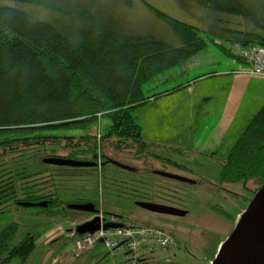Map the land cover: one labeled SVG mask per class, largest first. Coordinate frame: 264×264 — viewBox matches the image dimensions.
<instances>
[{
  "label": "trees",
  "instance_id": "obj_1",
  "mask_svg": "<svg viewBox=\"0 0 264 264\" xmlns=\"http://www.w3.org/2000/svg\"><path fill=\"white\" fill-rule=\"evenodd\" d=\"M17 1L43 15L0 5V212L13 206L16 210L34 208L44 215L66 216L68 204L59 197L58 186L70 175L63 172L81 168H96L98 186L116 199L134 203L183 200L185 193L162 174L161 168L163 164L185 166L157 153L164 148L152 149L144 141L132 109L189 85L181 84L150 97L141 90L143 83L206 49L205 32L156 11L178 41L171 44L102 28L94 13L78 11L83 6L93 9L95 0ZM118 1L131 5V0ZM188 1L237 19V27L228 29L225 35L232 49L209 38L228 57L246 65L237 50L264 46V0ZM101 117L109 124L99 136L90 135L86 130ZM69 129L83 133H61ZM105 144L137 159L140 166L134 171L118 168L104 155ZM50 157L95 165H56L53 171L44 173L28 169L31 160L44 163L43 159ZM109 163L113 164L110 170ZM220 165V183L245 186L252 181V197L264 183V104ZM99 201L103 213L142 225L121 213L106 211L103 195ZM20 202L46 205L23 207ZM17 230L15 223L0 230V264H10L13 259L24 263L34 250L36 235L26 233L22 240L15 241Z\"/></svg>",
  "mask_w": 264,
  "mask_h": 264
},
{
  "label": "rangeland",
  "instance_id": "obj_2",
  "mask_svg": "<svg viewBox=\"0 0 264 264\" xmlns=\"http://www.w3.org/2000/svg\"><path fill=\"white\" fill-rule=\"evenodd\" d=\"M93 3V9L83 6L78 11L94 13L98 23L103 25L102 28L107 29L104 27L106 26L114 32L150 36L177 44L178 41L156 11L205 32L202 36L207 44L206 49L188 59L187 63L169 68L143 83L141 90L146 97L195 82L198 75L210 72L214 67L217 70V64L232 62V67L237 71L229 75L224 72L222 74L225 75L220 77L203 78L195 84L193 82L194 85L191 84L192 87L188 90L186 86L132 109L144 141L151 144L152 149L153 146L164 148L157 150V153L185 166L163 164L161 168L163 173L191 181L169 179L185 193L183 200H175L173 203L155 200L157 203L185 210L183 215L150 212L139 208L131 200L110 196L107 189L103 191L98 186L96 168L65 171L63 173L70 175L58 186V195L64 203L90 202L97 210L103 195L106 211L121 213L127 219L144 223L143 225L158 226L173 236L175 245L152 250L142 249L134 261H131L123 252H112L104 245L103 239L99 238L93 247L76 257L73 255V241L82 235L78 226L87 224L99 212L92 214L69 209L66 216L44 215L34 208L16 210L13 206H8L5 211L0 212V230L15 223L18 228L15 241L22 240L26 233L36 235L34 250L27 261L22 263L19 259H13L10 264H211L252 199V181H248L245 186L241 183H220L219 171L220 161L264 104V78L242 72L246 67L244 63L228 57L209 40L212 38L220 41L223 47L232 49L225 35L229 33L228 29L237 27V19L227 14L210 11L188 0H131L130 6L118 0H95ZM0 5L33 10L38 16L43 15L35 7L17 0H0ZM66 9H70V5L66 4ZM79 12L76 10V13ZM228 102V108L233 110L228 112L234 118L232 121L227 120L223 113V107ZM242 107L244 111L237 110ZM197 120L201 121L202 126L194 125ZM188 121H193V126L188 128ZM108 124L109 121L101 117L86 131L90 135H99ZM185 126V132H180ZM61 133L81 134L83 131L69 129ZM170 136L174 138L171 139ZM194 136L203 147H216L213 154L216 159L207 157L211 153L209 151L187 150L194 146ZM187 140L190 141V146L185 144ZM103 153L110 161L130 167L132 171L140 166L137 159H132L127 153H117L107 145ZM111 163L107 165L109 170L114 164ZM29 165L28 169L32 172L43 173L53 171L56 166L40 163L36 159L31 160ZM103 216L100 221L105 225L109 224L111 214L106 212Z\"/></svg>",
  "mask_w": 264,
  "mask_h": 264
},
{
  "label": "water",
  "instance_id": "obj_3",
  "mask_svg": "<svg viewBox=\"0 0 264 264\" xmlns=\"http://www.w3.org/2000/svg\"><path fill=\"white\" fill-rule=\"evenodd\" d=\"M43 162L51 165L69 166V167H93L95 163L85 161H74L63 158H45ZM112 163L118 165L123 169H131L130 167L124 166L120 163ZM164 176L171 179L180 181L191 182L185 178L170 175L168 173H162ZM23 207H42L44 203H22ZM135 205L144 210L169 214V215H183L186 213L185 210L178 209L166 204H160L155 202H144L136 201ZM69 209L82 210L89 213H96V210L90 202H78L69 204ZM100 227L99 216H93V218L87 223L78 226V229L84 233L88 231L93 233ZM115 227L111 222L109 224L103 223V228ZM264 251V183L253 195L252 199L245 211L238 219L233 231L228 238L220 246L217 255L211 262V264H257L259 258Z\"/></svg>",
  "mask_w": 264,
  "mask_h": 264
},
{
  "label": "built area",
  "instance_id": "obj_4",
  "mask_svg": "<svg viewBox=\"0 0 264 264\" xmlns=\"http://www.w3.org/2000/svg\"><path fill=\"white\" fill-rule=\"evenodd\" d=\"M238 54L246 63L244 73L264 78V46L251 45L239 48ZM103 218L102 211L98 214ZM111 223L115 227H100L93 233L79 236L73 241V255L80 256L87 249L94 246L97 239L102 238L104 245L114 253H124L126 258L134 261L140 250H152L154 248H166L175 245V240L162 232L158 227L151 225H137L130 222L120 221L117 217H111Z\"/></svg>",
  "mask_w": 264,
  "mask_h": 264
},
{
  "label": "crops",
  "instance_id": "obj_5",
  "mask_svg": "<svg viewBox=\"0 0 264 264\" xmlns=\"http://www.w3.org/2000/svg\"><path fill=\"white\" fill-rule=\"evenodd\" d=\"M192 58V57H191ZM187 63V62H186ZM233 64L234 63H232V62H229V63H224V64H217V70L215 69V67L210 71V72H206V73H203V74H201V75H198L197 77H199L195 82H194V84L195 83H197V82H199V81H201V79H206V78H213V77H220V76H222V75H229V74H233V72L234 71H237V70H235L232 66H233ZM224 72H227V73H225V74H222V73H224ZM204 74H211V75H208V76H202V75H204ZM202 76V77H201ZM196 77V78H197ZM189 82V81H188ZM192 82V83H193ZM192 83H190L189 85H187V88H186V90H188L190 87H192V85H194V84H192ZM192 84V85H191ZM183 85V84H182ZM191 85V86H190ZM189 86V87H188ZM183 89V88H182ZM229 103L230 102H228V104L225 106V107H223V113H224V117L227 119V120H230V121H232L234 118L232 117V114H230V113H228V112H230V111H233V110H230L229 108H228V106H229ZM194 107V106H193ZM237 110H245L243 107L242 108H240V109H237ZM219 113V112H218ZM235 118H237V117H235ZM215 121V120H214ZM198 124H200V126H202V123H201V121L200 120H197L196 121V123L194 124L195 126H198ZM214 124V123H213ZM188 128L190 127V126H193V121H192V123H190L189 121H188ZM185 128H186V126L184 127V128H182L181 129V131L180 132H185ZM195 131H196V129H195ZM179 135H180V133H179ZM171 137V139H173L174 137H172V136H170ZM193 139H195V136H194V138ZM176 143L178 144L179 143V139H177L176 140ZM185 144H187V146H190V141L189 140H187L186 142H185ZM186 148H188V147H186ZM185 148V149H186ZM191 149H187V150H197L198 152H206V151H209V152H211L210 153V155H208L207 157H209L210 159H216V158H213V154H214V152H215V150H216V147L215 146H213V145H210V146H206V147H203V144L202 143H200V142H198V141H196V139H195V143H194V146H191L190 147ZM83 234H86V233H82V235Z\"/></svg>",
  "mask_w": 264,
  "mask_h": 264
},
{
  "label": "bare ground",
  "instance_id": "obj_6",
  "mask_svg": "<svg viewBox=\"0 0 264 264\" xmlns=\"http://www.w3.org/2000/svg\"><path fill=\"white\" fill-rule=\"evenodd\" d=\"M142 225H143V224H142ZM257 264H264V251H263L261 257L259 258Z\"/></svg>",
  "mask_w": 264,
  "mask_h": 264
},
{
  "label": "clouds",
  "instance_id": "obj_7",
  "mask_svg": "<svg viewBox=\"0 0 264 264\" xmlns=\"http://www.w3.org/2000/svg\"><path fill=\"white\" fill-rule=\"evenodd\" d=\"M97 136H99V135H97ZM97 210H99L98 212L100 213L101 211H102V209L101 208H98ZM98 213V214H99ZM102 213H103V211H102ZM103 215H104V213H103ZM95 216V215H94ZM98 216V215H97ZM104 217V216H103ZM112 217V216H111Z\"/></svg>",
  "mask_w": 264,
  "mask_h": 264
},
{
  "label": "flooded vegetation",
  "instance_id": "obj_8",
  "mask_svg": "<svg viewBox=\"0 0 264 264\" xmlns=\"http://www.w3.org/2000/svg\"><path fill=\"white\" fill-rule=\"evenodd\" d=\"M160 204H162V203H160Z\"/></svg>",
  "mask_w": 264,
  "mask_h": 264
}]
</instances>
